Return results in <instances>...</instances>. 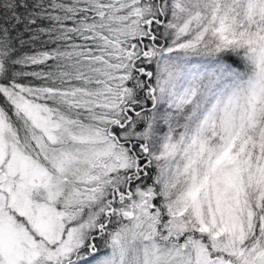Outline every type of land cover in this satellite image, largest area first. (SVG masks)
I'll return each instance as SVG.
<instances>
[{
  "label": "snow or ice",
  "instance_id": "1",
  "mask_svg": "<svg viewBox=\"0 0 264 264\" xmlns=\"http://www.w3.org/2000/svg\"><path fill=\"white\" fill-rule=\"evenodd\" d=\"M0 264H264V0H0Z\"/></svg>",
  "mask_w": 264,
  "mask_h": 264
}]
</instances>
